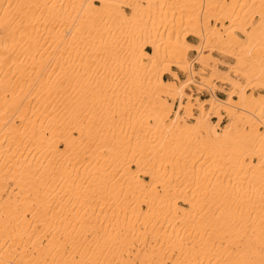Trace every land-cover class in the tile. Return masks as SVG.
Returning <instances> with one entry per match:
<instances>
[{
    "label": "bare ground",
    "instance_id": "1",
    "mask_svg": "<svg viewBox=\"0 0 264 264\" xmlns=\"http://www.w3.org/2000/svg\"><path fill=\"white\" fill-rule=\"evenodd\" d=\"M263 54L264 0H0V264H264Z\"/></svg>",
    "mask_w": 264,
    "mask_h": 264
},
{
    "label": "rangeland",
    "instance_id": "2",
    "mask_svg": "<svg viewBox=\"0 0 264 264\" xmlns=\"http://www.w3.org/2000/svg\"><path fill=\"white\" fill-rule=\"evenodd\" d=\"M256 1L258 3V1H260V0H256ZM124 8H125V10L127 12H129V8H127V7H124ZM255 16H258V15L255 14ZM211 22H212V26H214L216 24V22L214 21V19H211ZM226 24H229V22L226 21ZM219 25L220 24L218 23L217 26L219 27ZM221 30H222L221 32H223V29H221ZM250 30H252V26H248V28H246V31H250ZM235 34L238 35L242 39V41L245 39V36H244L245 34H242L240 32H237ZM187 39L190 42H193V43H196L197 42V40L195 38L191 37V36H190V38H187ZM255 40H258L257 43H259V37H255ZM194 54L195 53L193 51H189V53H188V59L189 58L191 59L194 56ZM210 55H211V59L209 60V64L207 66L205 64H202L201 62L194 64L195 69L197 70V72L200 75V76H196L197 80H201V77H209L210 76V72H211L209 66L211 67L213 64L217 63L219 59L220 60H223L224 59V61L229 62L230 64L235 65L236 60L234 58L226 55V54L221 53L219 50H217V47L216 46L212 48V50L210 52ZM262 56L264 57V54ZM219 67L222 68V69H227L230 76H232L233 78H235L238 81L242 82L243 84H246V80L244 78H241L239 76H233V69L230 70L229 68L223 67V66H219ZM172 69L175 70V71H177L178 74L179 73L181 74L179 76L180 81H183L186 78V74L184 72L180 71L178 68L172 67ZM168 75H169V77H168L167 80L173 79L170 74H168ZM180 83L181 82L178 81V84H180ZM251 83H250V85L247 84V86H245V89H246V92L247 93L253 92L255 95H258L259 93H264V90L260 86H258L256 84L257 83L256 80H252ZM216 90L223 91L224 93H227L228 91L229 92L232 91L233 94H234V98H238L237 95H236V93H235L236 90L232 87L231 84H226V83L225 84L224 83L221 84L220 82H216ZM204 91L207 92L208 93V96H209V90H208V88H206V87L204 88L203 86L200 87L197 84H193L192 85V91H191L192 97H193L192 98V101L194 102L197 98L200 99V100L205 99V98H208V96L205 97V98H203V97L201 98L200 97V93L201 92H204ZM224 97H220V98H224ZM179 101L185 103V100H183L182 98L181 99L180 98H176L175 99V102H174V105H178L179 104ZM193 106H194L192 108L193 113L196 114L198 112V110L196 108L197 106L196 107H195V105H193ZM206 106L207 105H205V107ZM220 112H221L220 113L221 120H220V123H219V127H222L226 123V121L228 120V114L223 109H221ZM211 116H213L212 113L210 114V117H209L210 120L212 121ZM215 117H216V121H217V116H215ZM189 120H191V119H189ZM242 121H244V123L241 122L237 126H242L243 125V128H245V130H248L249 129V126L247 125V122H245V116L242 117ZM254 124L258 125L259 130H263L264 129V125L261 123V121L255 120ZM219 127H218V130H221ZM246 160H248V157H246ZM253 160H257L256 157H253ZM252 182H250V183H252ZM236 184H237L236 179L228 182V185L231 186L232 188H235L236 187ZM184 206L185 207H188V204H185Z\"/></svg>",
    "mask_w": 264,
    "mask_h": 264
},
{
    "label": "crops",
    "instance_id": "3",
    "mask_svg": "<svg viewBox=\"0 0 264 264\" xmlns=\"http://www.w3.org/2000/svg\"><path fill=\"white\" fill-rule=\"evenodd\" d=\"M191 37H193V36H191ZM187 38H190V36H188ZM194 38V37H193ZM146 50H150L149 48H147L146 47ZM181 74L179 73V76H180ZM168 77H169V75L168 74H165L164 76H163V78L165 79V80H167L168 79ZM215 93L219 96V97H224L226 94L223 92V91H220V90H216L215 91ZM208 96V93L207 92H202V93H200V97L202 98H205V97H207Z\"/></svg>",
    "mask_w": 264,
    "mask_h": 264
},
{
    "label": "built area",
    "instance_id": "4",
    "mask_svg": "<svg viewBox=\"0 0 264 264\" xmlns=\"http://www.w3.org/2000/svg\"><path fill=\"white\" fill-rule=\"evenodd\" d=\"M201 93H202V92H201ZM211 119L213 120V119H214V117L212 116V117H211Z\"/></svg>",
    "mask_w": 264,
    "mask_h": 264
}]
</instances>
